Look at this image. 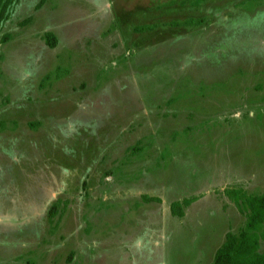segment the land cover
<instances>
[{
  "label": "rangeland",
  "instance_id": "obj_1",
  "mask_svg": "<svg viewBox=\"0 0 264 264\" xmlns=\"http://www.w3.org/2000/svg\"><path fill=\"white\" fill-rule=\"evenodd\" d=\"M14 1L0 264H211L264 194V0Z\"/></svg>",
  "mask_w": 264,
  "mask_h": 264
},
{
  "label": "trees",
  "instance_id": "obj_2",
  "mask_svg": "<svg viewBox=\"0 0 264 264\" xmlns=\"http://www.w3.org/2000/svg\"><path fill=\"white\" fill-rule=\"evenodd\" d=\"M14 3V0H0V29L10 19L11 12L8 13V10L13 7ZM41 3L39 7H41ZM6 37L7 35L2 39L6 40ZM44 40L51 49L58 45L57 37L52 32L45 33ZM223 195L228 197L247 219L244 227L238 233L228 232L211 264H264V250L261 249L264 241V194L254 195L249 194L242 187H228L224 190ZM198 199V197L185 198L172 203V215L184 217L186 208H189ZM144 200L161 202V199L157 197L144 196Z\"/></svg>",
  "mask_w": 264,
  "mask_h": 264
}]
</instances>
